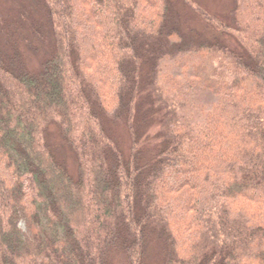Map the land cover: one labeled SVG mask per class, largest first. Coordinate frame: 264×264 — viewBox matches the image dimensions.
I'll return each instance as SVG.
<instances>
[{
  "label": "trees",
  "instance_id": "16d2710c",
  "mask_svg": "<svg viewBox=\"0 0 264 264\" xmlns=\"http://www.w3.org/2000/svg\"><path fill=\"white\" fill-rule=\"evenodd\" d=\"M38 2V70L0 19V264H145L154 240L164 264H264V0H234L241 49L173 0Z\"/></svg>",
  "mask_w": 264,
  "mask_h": 264
},
{
  "label": "rangeland",
  "instance_id": "374dc122",
  "mask_svg": "<svg viewBox=\"0 0 264 264\" xmlns=\"http://www.w3.org/2000/svg\"><path fill=\"white\" fill-rule=\"evenodd\" d=\"M210 14L227 25L228 29L215 28L198 16L183 0H173L174 15L179 28L190 38L215 43L216 40L225 43L233 49H241L232 29L234 28V0H193ZM0 19L4 22L7 33H15L14 40L19 44L21 54L26 58V64L32 71L40 69L44 60L49 58L53 49V42L48 33L47 20L38 0H0ZM32 27H36L45 35L42 39L35 34ZM9 31V32H8ZM46 41L43 42V39ZM117 139L126 151L131 145V135L123 127H117ZM149 135H155L157 127H150ZM52 141L56 146L59 157L66 163L74 176L77 174V162L74 154L64 143L56 130L52 131ZM164 248L162 243L152 241L145 264H164ZM117 264H124L118 262Z\"/></svg>",
  "mask_w": 264,
  "mask_h": 264
}]
</instances>
